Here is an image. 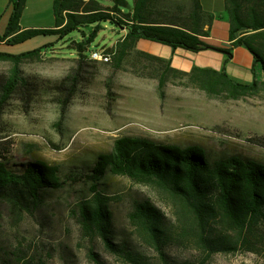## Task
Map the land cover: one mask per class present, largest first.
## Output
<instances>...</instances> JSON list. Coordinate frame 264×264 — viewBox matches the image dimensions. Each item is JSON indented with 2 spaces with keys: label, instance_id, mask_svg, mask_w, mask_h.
<instances>
[{
  "label": "rangeland",
  "instance_id": "rangeland-1",
  "mask_svg": "<svg viewBox=\"0 0 264 264\" xmlns=\"http://www.w3.org/2000/svg\"><path fill=\"white\" fill-rule=\"evenodd\" d=\"M132 6L133 0H127ZM112 5L111 0L105 1ZM160 2V0H159ZM176 10L191 4L159 3ZM54 0H25L20 24L24 29H48L55 25ZM125 10H129V7ZM13 11L10 0H0V37L7 33ZM93 26H87L91 32ZM123 30L103 23L88 49L115 48ZM83 34L61 38L53 32L0 43V51L22 54L41 50L27 60L22 72L28 83L0 111V160L23 163L42 160L60 168L65 185L46 192L39 209L27 211L0 202V264H98L92 251L106 264H130L109 251L100 237L81 228L77 203L90 195V168L98 155L112 150L123 136L146 137L182 147L199 145L213 158L240 156L264 164V91L258 95L230 98L226 93L209 95L187 76L171 74L161 85L158 65L132 54L116 68L87 59L82 71L78 54L70 48ZM0 61V73L10 70ZM70 75L79 83L63 119V100L71 86ZM111 197L114 242L140 253L148 264H164L160 253L140 235L130 218L137 201L149 200L176 229V209L171 196L156 184L125 175L105 180ZM254 248L216 252L209 256L194 241L172 242L166 257L172 264H264V223L257 230Z\"/></svg>",
  "mask_w": 264,
  "mask_h": 264
},
{
  "label": "trees",
  "instance_id": "trees-1",
  "mask_svg": "<svg viewBox=\"0 0 264 264\" xmlns=\"http://www.w3.org/2000/svg\"><path fill=\"white\" fill-rule=\"evenodd\" d=\"M105 1L54 0L52 28L24 29L20 19L25 0H10L13 11L0 43L46 32L64 38L79 31L82 39L70 44L78 54L75 71L79 74L89 64L88 49L103 23L111 22L127 30L115 45L116 68L135 53L144 62L158 65L161 85L174 73L177 77L187 76L209 95L226 93L230 98H240L264 91V79L243 84L233 81L225 71L212 68L194 67L191 72H184L161 57L136 50L138 40L144 38L191 51L221 50L231 57L232 48H216L202 39L213 16L203 9L200 0H191L189 9L182 4L176 10L165 8L159 0H133L132 6H128L127 0H111L112 5ZM225 1L233 46L247 47L264 70V0ZM93 25L92 31L86 32L85 28ZM41 55V50L17 55L0 51V61L11 65L9 72L0 73V111L19 89L27 86L23 64ZM68 81L71 86L64 97L60 119L64 118L79 83L76 75H70ZM89 171L90 195L77 203L81 228L87 235L100 237L109 251L121 254L130 264L148 263L127 242H114L111 197L104 189L110 175L156 184L171 196L178 222L176 229L149 200L137 201L130 214L144 241L160 253L164 264H172L165 252L172 242L194 241L208 256L254 248L257 243V230L264 223V164L256 159L236 155L213 158L199 145L182 147L146 137L123 136L115 140L111 151L98 155ZM60 172L58 166L42 160L19 164L5 158L0 160V202L27 211L39 209L46 192L65 185ZM91 254L98 264H106L94 251Z\"/></svg>",
  "mask_w": 264,
  "mask_h": 264
},
{
  "label": "crops",
  "instance_id": "crops-1",
  "mask_svg": "<svg viewBox=\"0 0 264 264\" xmlns=\"http://www.w3.org/2000/svg\"><path fill=\"white\" fill-rule=\"evenodd\" d=\"M203 9L213 16V20L206 26L207 35L202 39L211 46L220 49L232 48V56L221 50L203 49L191 51L182 47L173 48L149 39H139L136 50L158 56L170 62L173 68L184 72H191L194 67L212 68L225 71L235 82L251 84L255 80L264 79V70L257 63L253 53L245 46H233L230 38V17L226 9L225 0H200ZM164 4L186 3L191 0H160ZM25 28V27H24ZM122 37L127 33L122 29Z\"/></svg>",
  "mask_w": 264,
  "mask_h": 264
},
{
  "label": "built area",
  "instance_id": "built-area-1",
  "mask_svg": "<svg viewBox=\"0 0 264 264\" xmlns=\"http://www.w3.org/2000/svg\"><path fill=\"white\" fill-rule=\"evenodd\" d=\"M115 54V48H113L112 50H108V48L105 47L96 48L91 51L90 59L97 62L109 63L113 60Z\"/></svg>",
  "mask_w": 264,
  "mask_h": 264
}]
</instances>
